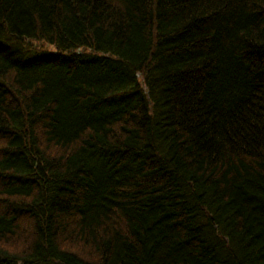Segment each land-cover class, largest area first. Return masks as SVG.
<instances>
[{"label": "trees", "instance_id": "1", "mask_svg": "<svg viewBox=\"0 0 264 264\" xmlns=\"http://www.w3.org/2000/svg\"><path fill=\"white\" fill-rule=\"evenodd\" d=\"M0 264H264V0H0Z\"/></svg>", "mask_w": 264, "mask_h": 264}]
</instances>
